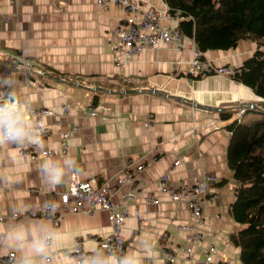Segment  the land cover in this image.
<instances>
[{"label":"crops","instance_id":"obj_1","mask_svg":"<svg viewBox=\"0 0 264 264\" xmlns=\"http://www.w3.org/2000/svg\"><path fill=\"white\" fill-rule=\"evenodd\" d=\"M139 1L143 9L161 13L162 25L174 24L164 0ZM131 17L114 4L103 9L96 0H0V102L11 92L30 129L50 130L36 148L52 151L33 160L24 157L21 149L35 141L33 133L19 143H0V210L24 213L55 187L67 188L77 173L115 187L111 199L127 216L123 259L132 264H195L211 243L220 263L242 264L240 249L230 240L242 225L230 213L236 182L227 161V126L243 108V120L255 118L246 114L262 99L232 77L190 74L191 37L185 36L182 46L170 42L143 49L126 61L111 45L112 29H127ZM134 17L142 18V11ZM258 48L254 40H240L205 56L240 66ZM63 105H70L71 112L60 115ZM44 107L58 114L35 119L28 110ZM228 111L232 116L223 118ZM50 168L59 173L58 183L52 182ZM128 171L136 174L134 199L127 198L132 186L123 183ZM169 171L174 186L217 177L215 198L203 212L204 241L191 254L186 248L193 244L181 227L195 222L191 210L185 201H171L157 191L159 178ZM149 191L159 204L144 201ZM110 231L108 213L100 209L64 214L57 224L46 217L0 221V252H14L12 264H77L63 249L82 241L85 249L95 250L98 238ZM164 248L173 250L171 260ZM96 260L118 264L107 253Z\"/></svg>","mask_w":264,"mask_h":264},{"label":"built area","instance_id":"obj_2","mask_svg":"<svg viewBox=\"0 0 264 264\" xmlns=\"http://www.w3.org/2000/svg\"><path fill=\"white\" fill-rule=\"evenodd\" d=\"M99 7L107 9L109 5L114 4L118 7L126 9L133 14L129 18V27L127 29L116 27L112 29L115 40L112 39L111 45L115 50H120L126 61L132 59L138 52L146 48H154L170 42H176L182 46V41L185 35L179 28V21L183 18L178 13L172 14L169 9L166 16L174 22L171 26H164L161 23V13L153 7L143 9L139 0H96ZM142 11V18L136 19L134 16L138 11ZM18 56L14 57L13 61ZM240 71V66L237 65H220L213 60L207 58L197 46L193 49V60L189 73L193 76H208L222 75L232 77L236 72ZM4 101V100H3ZM21 107V104L19 103ZM30 115L39 119L43 116L56 115V111L52 108L28 109ZM246 111V108L238 112L237 117ZM71 112L70 105H63L60 115ZM97 114L96 110L92 111V115ZM35 141H32L26 147L21 149V153L28 159H37L40 156H47L52 153L50 150L39 151L36 148L37 140L44 139L50 134V130L42 126H32L31 128ZM71 132H65L64 137L67 138ZM67 147V144L64 148ZM65 150V149H64ZM181 160L175 161L174 165L180 163ZM135 175L128 171L123 183L132 186L127 193V198L134 199L137 197L138 190H134ZM217 182L215 176H203L193 182L183 183L179 186H174L171 179V173L165 172L158 180V192L164 193L171 201H185L188 208L191 210L192 216L195 219L194 223H186L182 225V230L187 232L188 240L193 244L186 248L188 253L194 251V246L200 245L205 238L201 230L203 222V212L206 203L210 199L215 198L212 186ZM115 187L109 182L100 181L95 178L82 179L77 173H72L67 188L64 190L55 187L50 196L37 205L28 207L24 213L15 211L7 215L0 210V221L13 220L19 221L22 218H38L46 217L55 224L59 223V219L67 213L78 212H94L96 209L105 210L108 213V218L111 224V231L105 236L98 238L97 248L88 251L83 247L82 241H77L72 247L63 249V253L74 258L77 264H92L97 256L102 253H107L117 259V263L123 259L126 253V239L123 234V228L126 222V212L121 211L111 199V193ZM144 201L147 203L159 204L160 198L153 191H149L144 195ZM162 239H166V235H162ZM50 236H47V241ZM49 243V242H47ZM166 259L171 260L174 257L173 250L163 249ZM218 249L214 243L207 246L204 251V258L196 260L195 264H224L217 259ZM15 261V253L9 252L2 254L0 252L1 264H12Z\"/></svg>","mask_w":264,"mask_h":264},{"label":"trees","instance_id":"obj_3","mask_svg":"<svg viewBox=\"0 0 264 264\" xmlns=\"http://www.w3.org/2000/svg\"><path fill=\"white\" fill-rule=\"evenodd\" d=\"M182 33L203 53L228 50L240 40L259 48L240 65L233 79L262 99L253 107L256 119L235 118L228 124V166L236 182L230 213L242 227L230 235L240 249L242 264H264V0H164ZM249 111V110H248ZM228 119L232 112H223Z\"/></svg>","mask_w":264,"mask_h":264},{"label":"clouds","instance_id":"obj_4","mask_svg":"<svg viewBox=\"0 0 264 264\" xmlns=\"http://www.w3.org/2000/svg\"><path fill=\"white\" fill-rule=\"evenodd\" d=\"M31 135L32 130L24 119V113L19 106V101L10 92L7 98L0 102V143H19ZM49 172L52 182L58 183L59 173L55 168H50ZM92 264H101V262L94 260ZM119 264H132V261L122 259Z\"/></svg>","mask_w":264,"mask_h":264},{"label":"rangeland","instance_id":"obj_5","mask_svg":"<svg viewBox=\"0 0 264 264\" xmlns=\"http://www.w3.org/2000/svg\"><path fill=\"white\" fill-rule=\"evenodd\" d=\"M246 115H253V116H255L256 117V119L258 118H260V116L261 115H259V114H255V112L253 111V110H250Z\"/></svg>","mask_w":264,"mask_h":264},{"label":"water","instance_id":"obj_6","mask_svg":"<svg viewBox=\"0 0 264 264\" xmlns=\"http://www.w3.org/2000/svg\"><path fill=\"white\" fill-rule=\"evenodd\" d=\"M97 90H103V88L97 87ZM131 91H133V90H131ZM112 92H114V91H112ZM195 105L199 106L198 103H195Z\"/></svg>","mask_w":264,"mask_h":264},{"label":"bare ground","instance_id":"obj_7","mask_svg":"<svg viewBox=\"0 0 264 264\" xmlns=\"http://www.w3.org/2000/svg\"><path fill=\"white\" fill-rule=\"evenodd\" d=\"M171 22V21H170ZM19 60V59H18ZM20 61V60H19ZM27 63V62H26ZM29 74V73H28ZM91 214V213H90ZM50 236V235H49Z\"/></svg>","mask_w":264,"mask_h":264}]
</instances>
